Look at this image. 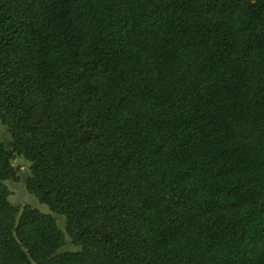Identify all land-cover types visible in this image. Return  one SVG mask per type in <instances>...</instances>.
<instances>
[{
	"label": "trees",
	"instance_id": "16d2710c",
	"mask_svg": "<svg viewBox=\"0 0 264 264\" xmlns=\"http://www.w3.org/2000/svg\"><path fill=\"white\" fill-rule=\"evenodd\" d=\"M0 0V264H264V0ZM26 190L67 219L9 200Z\"/></svg>",
	"mask_w": 264,
	"mask_h": 264
},
{
	"label": "rangeland",
	"instance_id": "374dc122",
	"mask_svg": "<svg viewBox=\"0 0 264 264\" xmlns=\"http://www.w3.org/2000/svg\"><path fill=\"white\" fill-rule=\"evenodd\" d=\"M246 4L253 7L256 5V2L254 0H247ZM2 140L7 142L6 147H8L9 133L7 132V128L0 123V141ZM12 165L15 170L16 177L14 179L4 181V185L9 190V202L15 207H18L20 211L24 207L29 206L31 209L35 208L40 212L52 216L56 220L58 227L64 233V243L56 251V253L79 252L80 247L73 244L70 236L66 232L67 219L64 216L53 212L47 205L41 204L32 193L26 190L25 178L28 175V163L21 158H15Z\"/></svg>",
	"mask_w": 264,
	"mask_h": 264
}]
</instances>
